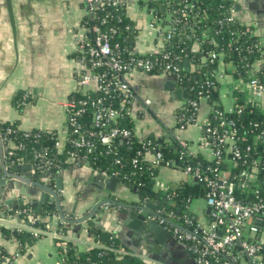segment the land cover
<instances>
[{
  "label": "crops",
  "instance_id": "1",
  "mask_svg": "<svg viewBox=\"0 0 264 264\" xmlns=\"http://www.w3.org/2000/svg\"><path fill=\"white\" fill-rule=\"evenodd\" d=\"M145 1L124 0L126 15L135 26L129 49L136 54L154 50L160 44L155 32L148 28L150 15ZM233 1L238 4V21L249 28L252 41L257 46L258 74L264 76V0ZM9 4L10 8L6 0H0V125L15 124L21 130L37 129L52 133L60 142V150L67 134L65 103L70 95L80 91L79 74L86 69L79 51V43L85 33L83 24L87 12L86 1L9 0ZM191 45L192 50L198 49V43L192 42ZM222 58L219 57L217 67L214 68L216 102L222 108L229 109L237 93L245 99L249 94L243 82L245 77H238L232 61H224ZM198 63L186 53L180 58L182 69L191 73ZM169 75L165 72L138 71L131 77L135 97L130 116L135 134L139 139L156 138L158 135L166 139L177 132L192 148L200 151L196 145L201 133L198 123L210 114L211 104L207 99H201L196 122L178 130L175 109L183 104L185 96H176L175 89L180 87L177 81L172 89L164 88V84L174 82ZM24 91L30 93V99L22 105L19 97ZM147 98L150 99L149 104L144 102ZM256 104L261 110L264 109V95ZM1 134L0 179L3 176L4 180L0 183V216L3 221L0 226L21 229L29 226L27 221L38 219L34 201L39 199L43 191L35 184L36 181L56 191L63 213L69 218L90 213L95 209V204L105 197L120 202H132L138 197L139 192L134 191L133 186L123 185L122 181L113 192L107 193L102 186L103 178L112 173L105 168L65 160L57 166L55 172L50 173L48 170H38L39 167L30 160L8 162L6 148L12 147L13 143L4 142ZM147 159L151 160L152 154L147 153ZM4 170L8 171L5 177ZM44 172L48 174L44 175ZM29 174L32 175L31 181H24ZM158 178L168 187H175L190 177L179 167L161 165L154 177V190L163 195V192L156 189ZM11 182H14L12 189L9 187ZM24 206L33 208L26 217L13 212L15 208ZM41 208L48 211L52 209L48 204H42ZM125 210L120 203L104 202L99 205L96 213L94 211L90 220L65 222L68 225L65 234L77 243L78 249H84L96 244L88 228L93 225L114 236L127 253L139 259L146 258L158 264H197L183 245L184 241L175 237V241L167 239L166 243L161 244L167 263L154 259L153 256L158 257L151 248L155 244L147 240L156 237L148 229L131 226L125 220ZM186 210L193 218L210 227L208 221L211 207L205 196L190 199ZM58 219L55 217L53 221L57 223ZM246 224L245 230L248 229ZM258 228L255 239L263 243L264 218ZM0 244L10 251L11 257L18 252L14 259L12 257V264H56L58 261L56 243L49 235L38 237L21 254L15 237L5 238L0 232Z\"/></svg>",
  "mask_w": 264,
  "mask_h": 264
},
{
  "label": "built area",
  "instance_id": "2",
  "mask_svg": "<svg viewBox=\"0 0 264 264\" xmlns=\"http://www.w3.org/2000/svg\"><path fill=\"white\" fill-rule=\"evenodd\" d=\"M85 1L87 4L83 24L85 33L80 40L79 51L86 69L79 74L80 91L70 95L65 103L67 127L65 144L59 150L61 145L58 138L55 137L53 142L55 153H64L62 162L70 160L79 165L90 164V156L100 145L106 148H101L99 153L117 154L112 145L130 138V128L121 125L119 120L124 115H131L135 96L130 79L136 72L170 73L176 77L180 86L186 88V91L190 88L182 83L180 58L184 52L178 54L172 52L166 48V44L174 38L179 44L188 39H194L192 27L188 21L195 18L198 13L195 6L196 0H181L180 5L176 7H174L176 0H146L150 15L147 25L155 32L160 44L154 50L136 54L128 49L129 42L123 44L115 40L116 37H123L124 40L126 33L135 32V26L131 21L123 22L124 0ZM151 1H161L166 6L172 5V8L158 10L156 6H149ZM106 7H113L118 12L104 11ZM237 21L233 1L228 6V14L219 19V24ZM208 30V27L202 30L201 40L208 37ZM246 32L250 34L246 26L243 30H231L234 36L232 41ZM228 45L236 52L242 50V43L229 42ZM243 45L247 54H243L241 60L246 59L250 52L257 50L255 43ZM201 58L199 65L207 61L213 62L218 57L212 50ZM244 65L243 82L249 96L243 101H238L236 97L229 109L214 108L212 112L214 121L208 115L198 123L201 133L196 145L202 152L192 148L177 132L173 136L181 146L180 156L187 153L193 157L201 155L203 158L197 159L193 164H184L180 168L190 179L199 181L207 187L205 200L211 207L210 227H206L197 219L193 220L187 211L181 215V219H178L172 211L160 205L156 207L154 214L149 215L150 218L157 219L177 240L189 241L187 248L193 254L197 264H232L228 260H221L222 254L232 255L233 259L243 261V264H263L259 254L262 242L255 239L259 228L254 221L264 218V197L260 196V186L257 183V180L264 178V122L248 120L240 123L232 117V114L242 113L246 105L251 107L263 97L264 76L260 77L258 74L259 67H257L256 59L246 61ZM237 76L240 77L239 74ZM215 82L216 74L213 70V78L205 79L195 88V96L187 97L186 92L184 106H187L188 112L178 115L176 127L178 130L196 122L199 102L203 98L208 99L209 87ZM29 99L30 93L24 91L19 103L24 105ZM144 102L149 104L150 99L147 98ZM261 112L264 116V109ZM12 130L14 129L7 127L2 132L1 137L4 142L12 141L7 137ZM21 132L25 138L36 142L41 131L21 130ZM154 139V136L140 139L141 146L136 149L132 157L134 167H141L143 163L151 168L171 165L169 160H165L163 164L162 151L156 146ZM16 149H24V143L16 141L12 147H7L6 159L13 155ZM28 152L31 159L42 166L44 171L54 164L46 146L32 145ZM147 153L152 154L151 160L147 159ZM19 159L24 160V156L21 155ZM119 161L118 157L114 159L115 163ZM111 173L116 175L114 171ZM236 186L241 187V191L247 192L244 196L246 199L238 196ZM160 188L163 193H166L169 187L162 183ZM249 190L251 196L256 197L255 199H250ZM31 211H33L31 206H24L15 208L13 212L26 217ZM52 215L54 218L58 217L55 213ZM244 219L247 221L244 222ZM54 221L44 227L35 225L21 229L31 232L35 237L49 235L58 239L56 243L60 245H63L66 240H72L64 232L57 230ZM2 222L0 216V223ZM245 224L248 227L246 230ZM249 233L255 235L250 237ZM95 245L119 254H129L122 247H110L97 243ZM234 248H237L236 254H232ZM17 255L18 252L14 253L13 259ZM58 263L59 261L56 262Z\"/></svg>",
  "mask_w": 264,
  "mask_h": 264
},
{
  "label": "trees",
  "instance_id": "3",
  "mask_svg": "<svg viewBox=\"0 0 264 264\" xmlns=\"http://www.w3.org/2000/svg\"><path fill=\"white\" fill-rule=\"evenodd\" d=\"M180 3L181 0H176L174 7L180 5ZM231 3H233V0H196L195 6L198 9V13L195 18H191L190 21H188V23L192 27L191 32L194 35V39H188L184 43L179 44L176 38H174L166 44V48L170 49L172 52H176L177 54L180 52L186 53L189 58H192L195 61L196 64L198 63L202 55H205L209 51L213 50L217 53L218 58L221 56L223 57L222 59L224 61L232 60L235 64V73L243 76L245 73V62L251 59H256L258 57V50L250 52L246 59L241 60L243 54H247L243 44H253L251 35L246 32L245 34H240L239 36H237V40L232 41V38L234 36L231 34V30H243L245 26L239 21L226 22L223 25L219 24V19L225 17L228 14V6ZM149 6H156L158 10L172 8V5L166 6L161 1H151L149 3ZM104 11H109L111 13L118 12L113 7H106ZM122 16L123 22H130V19L126 15L124 6L122 7ZM206 27L209 28L208 37L201 40V32ZM133 34L134 33L129 32L126 33V39L123 40V37H116L115 40H119L120 43L123 44H128V42L132 39ZM192 42L198 43L197 50H192ZM229 42H231V44L242 43V50L240 52H236L231 48V46L228 45ZM218 58L214 59L213 62L207 61L201 65L198 64L194 67L192 71L193 73L180 69L183 73L182 83L190 87L187 90V97L195 96V88H197L205 79L213 78V70L215 67H217ZM260 77H262L261 73ZM213 84L214 85L209 87L210 93L207 100L211 104V111L209 115L214 121V118L212 116L213 109L222 106L221 104H218L216 102V82ZM237 94L238 101H243L241 94ZM184 104L185 102H183L182 105L175 109L176 126L178 115L188 112L186 109L187 106H184ZM232 117L240 123H245L248 120H261L262 122H264V116L262 115L261 109L257 104H253L251 107H249V105H246L242 113L232 114ZM119 123L130 128V138L123 140L122 143H114L112 145V148L116 150L117 154L99 153V150L101 148H106V146L100 145L97 151L90 156V165L99 169L105 168L110 173L114 171L122 182L131 183L132 186H137L139 189L145 191L154 190V177L156 176L158 167L151 168L148 167L145 163L141 164V167L138 168L132 165V157L136 149L141 146V142L138 136L135 134L133 128L134 122L131 119L130 115H124V117L119 120ZM7 127H11L14 129L7 136L12 140V143L15 142L16 144V141H21L24 143V149H16L15 153L7 158L8 162H18L20 161V156L23 155L25 161H32V163L36 164L39 167L38 170H40L43 167L38 165L35 160L31 159L28 151L29 147L32 145H35L36 147L46 146L49 153L51 154V157L54 160V164L49 167L48 171H50V173L55 172L58 164H60L64 158V153H55V147L53 144L55 136L52 135V133L44 130H39L41 131L40 136L38 140L34 142L29 138H25L22 135L21 129H17L15 124L5 123L0 125V132H4ZM153 141L155 142L156 146L162 151L163 164L165 160H169L171 166L180 168L184 164H193L197 159H203L201 155H197V158V156L193 157L187 153H183L180 156L181 146L178 144L174 137H169L166 139L163 137L161 139L155 138ZM116 157H118L120 160L118 163L114 162V159ZM257 183L258 186H260V196L264 197V178H262V180L260 181L257 180ZM206 191L207 187L199 181L192 180L191 183L184 181L180 183L179 186L169 187L167 192L163 193L162 196H165L167 200L161 201L160 206H165L167 210L173 212L175 217L181 219V215L187 211L186 204L192 198V196H205ZM249 192L250 190L248 191V193ZM236 193L241 198L246 199V197L244 196L247 192L241 191V187L236 186ZM146 196L150 197V200L155 201L154 196H151L149 194H146ZM255 198V196H251L250 192V199ZM50 210L48 211L47 209H43L41 213L48 214V212H54L52 209ZM190 217L195 220V218H193L191 214ZM46 224H49V221L43 218L37 224V226L44 227ZM56 228L57 230L64 233H66L67 231L65 222H63L60 218L57 220ZM88 228L89 232L94 237L95 243L100 245H107L110 247H121L117 239L106 231L96 228L93 225H89ZM0 232L5 238L15 237L18 240V250L20 254L24 253L26 249L30 247L38 238L25 229L0 226ZM57 241L58 239H54L55 243ZM186 243L188 244L189 241H186ZM56 250L58 252V264H145L141 259L133 255L119 254L110 249H105L101 246L92 245L84 249H78L77 243L73 240H66L63 245L56 243ZM236 250L237 248H234L232 250V254H236ZM259 254L264 264V242L261 244ZM231 256L232 255L227 256L225 254H222L220 255V259L228 260L232 264H243L240 262V260L238 261V259H233ZM12 262L13 259L11 257L10 251H8V249L4 245L0 244V264H12Z\"/></svg>",
  "mask_w": 264,
  "mask_h": 264
},
{
  "label": "water",
  "instance_id": "4",
  "mask_svg": "<svg viewBox=\"0 0 264 264\" xmlns=\"http://www.w3.org/2000/svg\"><path fill=\"white\" fill-rule=\"evenodd\" d=\"M8 7L10 8V4H9V0H6ZM235 8H238V4H235ZM254 41V40H253ZM185 69H187V67H185ZM169 77L174 79V82L169 81L168 83L164 84V88L165 89H172L173 85L175 84V81L177 80L175 76L173 75H169ZM186 88L180 86L177 87L175 89V93L176 96L178 98H181V96H186ZM182 93V94H181ZM157 139H161V135H158L156 137ZM4 177L8 174L7 170L3 171ZM48 174L47 172L43 173ZM31 177L32 175L29 174L26 176V182H30L31 181ZM4 180L3 176L0 179V183ZM57 182H59L57 180ZM121 183V179L116 176V175H109V176H105L103 178V188L106 190L107 193L113 192L116 189V186ZM35 184L40 187L43 191V193L41 194V196L39 197V199L37 201H34V206L37 210V215L38 219L34 220V221H27L26 224H28L29 226H35L37 225L43 218L48 219L49 223L53 222V213L57 214L58 217L66 223H76V222H81L84 220H88L91 216H93L94 211L96 213L98 207L100 204L104 203V202H117L120 203L123 207H125L127 210L123 211L127 214V217L125 220L129 221L130 225L136 228H142L144 230L148 229V231L152 232V235L156 238H152L151 240L148 239V242L154 243V246H151V248H153V252L158 256L155 257L153 256L154 259H158L159 262L162 263H167L166 259H165V254L163 251H161V244L166 243L167 239H170L171 241H175V238L166 230L163 228V225L160 224L158 222L157 219H152L149 217L150 214H154L155 213V209L156 207L161 203V201H166V197L165 196H161L160 193L156 192L155 190H142L139 189L137 186H133L131 183H126L123 182V185H127L129 187H132V189L136 192H139V196L134 199L132 202H120L118 200H115L113 198H108L105 197L103 199H100L97 204H95V209L93 211H91L90 213H86L84 216L82 217H73V218H69L67 216L64 215L63 213V209L62 206L60 204V200H59V196L56 193L55 190H53L52 188H50L48 185L42 184L39 181H36ZM3 186V184H1ZM10 189L14 188V182L10 183ZM146 194H149L151 196L155 197V201H149L146 198ZM8 202V201H7ZM42 204H48L51 206L52 209H54L53 213H50V215L46 214V213H41L42 212ZM4 213V211H3ZM129 219V220H128ZM90 220V219H89ZM210 221V220H209ZM208 221V222H209ZM244 222L247 221V219L243 220ZM170 222H173L175 224H177L176 222L170 220ZM89 223L92 224V221H89ZM255 225L257 227L260 226L261 224V220H255L254 221ZM68 225L66 224V227ZM220 233V231H219ZM255 234L254 233H249L250 237H253ZM146 241V240H145ZM166 245V244H164ZM183 245L186 247L189 255L191 257H194L193 254L191 253V251L187 248V243L183 242ZM166 247L168 248V245H166ZM142 262H144L145 264H158L156 262H153L152 260L143 258L141 259Z\"/></svg>",
  "mask_w": 264,
  "mask_h": 264
},
{
  "label": "rangeland",
  "instance_id": "5",
  "mask_svg": "<svg viewBox=\"0 0 264 264\" xmlns=\"http://www.w3.org/2000/svg\"><path fill=\"white\" fill-rule=\"evenodd\" d=\"M242 99H245L244 96L242 97ZM181 170H182V169H181ZM156 182H157V183H156V184H157V186H156L157 188H156V189H157V190H160V191L162 192V190H161L160 187L162 186V183H164V181H163L161 178H158V179H156ZM187 182H188V183H191L192 180L189 178ZM194 198H196V197H193V196H192L191 200H192V199L194 200Z\"/></svg>",
  "mask_w": 264,
  "mask_h": 264
},
{
  "label": "flooded vegetation",
  "instance_id": "6",
  "mask_svg": "<svg viewBox=\"0 0 264 264\" xmlns=\"http://www.w3.org/2000/svg\"><path fill=\"white\" fill-rule=\"evenodd\" d=\"M138 196H139V194H138ZM161 196H162V194H161ZM146 198H147L149 201H153V200H150L151 198L148 197V196H146ZM159 205H160V204H159Z\"/></svg>",
  "mask_w": 264,
  "mask_h": 264
}]
</instances>
